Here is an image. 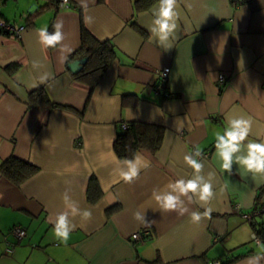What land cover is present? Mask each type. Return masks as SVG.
I'll list each match as a JSON object with an SVG mask.
<instances>
[{
	"label": "crops",
	"instance_id": "0c3cea01",
	"mask_svg": "<svg viewBox=\"0 0 264 264\" xmlns=\"http://www.w3.org/2000/svg\"><path fill=\"white\" fill-rule=\"evenodd\" d=\"M135 1L69 0L61 8L53 0H0V16L25 25L15 37L0 33V164L13 155L37 167L18 184L0 172V264H248L264 257V242L252 238L253 224L264 217H244L264 201V176L235 164L222 171L214 148L229 115L251 116L249 139L264 140V0H180L171 48L148 30L157 0L144 10ZM58 20L70 53L39 42L37 31H54ZM82 28L115 53L94 85L68 68L81 57ZM164 67L161 85L157 71ZM219 74L226 83H218ZM38 87L65 107L33 103L29 94ZM131 122L162 126V142L156 151L135 153L146 164L137 180L117 183L123 159L113 142ZM197 149L204 174L215 173L216 194L210 218L193 223L187 214L161 211L152 192L190 177L183 156ZM91 177L99 190L94 202L87 198ZM66 190L92 215L70 217L76 227L63 243L52 221L67 210ZM137 211L148 226L134 219ZM15 225L26 229L24 237L10 233ZM140 229L149 234L132 241Z\"/></svg>",
	"mask_w": 264,
	"mask_h": 264
},
{
	"label": "clouds",
	"instance_id": "9594fccd",
	"mask_svg": "<svg viewBox=\"0 0 264 264\" xmlns=\"http://www.w3.org/2000/svg\"><path fill=\"white\" fill-rule=\"evenodd\" d=\"M68 0H63L66 5ZM180 0H157L152 15V24L149 27L151 36L156 42L165 48H171L169 42L174 39L179 27L178 20ZM63 21L58 20L53 24L54 31L49 32L47 28H41L37 31L40 44L45 48H56L61 46L62 51L70 53L72 49H64L62 45L65 35L62 31ZM68 59L67 54L62 57V61ZM34 67H38L37 62H33ZM49 78V74L45 73L41 76V82ZM227 124L222 133L217 132L215 137V156L220 161V168L224 172L231 173L233 165H238L244 172L251 173L253 176H264V140H252L253 118L251 116H226ZM179 130V129H178ZM184 163L192 170L190 177H178L169 181L162 189H153L152 199L156 202L159 209L163 212H176L180 216L187 214L193 223H199L203 218H210L213 209L208 207L215 196L213 179L214 172L204 174L205 164L202 159L200 150L187 153L183 156ZM146 167L143 157L137 153L131 159L124 158L122 166L118 170L119 182L131 184L140 176L141 169ZM63 200L67 205V210L58 213L52 221L53 232L57 239L63 243H67L70 233L75 229L76 225L70 220V217L77 215L83 219H91L89 210H81L79 205L71 200L66 190L63 194ZM196 203L203 212L190 210L186 206ZM134 219L140 224L148 226L150 222L145 215L137 211L134 213ZM264 257L256 256L250 258L248 264H259Z\"/></svg>",
	"mask_w": 264,
	"mask_h": 264
},
{
	"label": "trees",
	"instance_id": "16d2710c",
	"mask_svg": "<svg viewBox=\"0 0 264 264\" xmlns=\"http://www.w3.org/2000/svg\"><path fill=\"white\" fill-rule=\"evenodd\" d=\"M155 1L136 0L134 5L137 10H144L150 7ZM55 4L57 3L55 2ZM32 16L33 14H29L26 21L29 22ZM0 18L3 17L0 16ZM48 31L52 32L53 30L50 29ZM0 33L7 34L6 31H0ZM77 53L81 55L79 58L87 56L88 59L81 70L74 74V77L79 80L89 81L92 85L95 84L115 55L113 46L109 42L96 40L85 28L81 30V45ZM29 97L33 103L35 102L45 107H65L62 104L52 101L41 87L31 91ZM162 137L163 128L160 125L131 122L127 124V128L124 131L116 135L113 142V149L119 158L131 159L142 148L152 152L156 151L161 145ZM36 169V166L13 155H10L0 164V172L16 184L30 177ZM94 184L96 185V181L94 177H91L87 190V198L91 202L96 201L99 197V190L95 191V188H93L94 190L92 189ZM253 228L257 236L264 242V221L257 224L254 223ZM225 264H229V261Z\"/></svg>",
	"mask_w": 264,
	"mask_h": 264
},
{
	"label": "built area",
	"instance_id": "2783aa9c",
	"mask_svg": "<svg viewBox=\"0 0 264 264\" xmlns=\"http://www.w3.org/2000/svg\"><path fill=\"white\" fill-rule=\"evenodd\" d=\"M54 1L57 3L58 7H61V8H67L70 5L69 0H68V3L63 6H61L63 4V0H54ZM23 29H24L23 25H18L16 23H10L4 20L3 18H0V31H6L7 35L9 36H12V37L17 36ZM168 72H169L168 67H164L157 71V74L159 77L158 79L161 85L165 83ZM217 81L220 85L226 83L227 81L226 75L219 74ZM122 128L126 129L127 123H123ZM254 216L264 217V201L261 202L257 206L256 209L254 208L250 213H247L244 215L245 219L247 220H251ZM10 233H12L17 238H21L26 235V229L20 225H15L10 229ZM148 234H149L148 229H140V230H136L132 232L130 237L132 241H139L140 239H143L144 237H146ZM252 238L255 242L257 243L260 242V238L257 236L256 233H253ZM6 250L7 252H11L12 246L8 247ZM208 264H220V262L219 261H208Z\"/></svg>",
	"mask_w": 264,
	"mask_h": 264
},
{
	"label": "water",
	"instance_id": "95a60500",
	"mask_svg": "<svg viewBox=\"0 0 264 264\" xmlns=\"http://www.w3.org/2000/svg\"><path fill=\"white\" fill-rule=\"evenodd\" d=\"M88 57H82V58H78L74 61H72L71 63L68 64V68L72 73H77L78 71L81 70V68L83 67V65L86 63Z\"/></svg>",
	"mask_w": 264,
	"mask_h": 264
}]
</instances>
